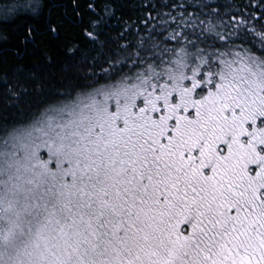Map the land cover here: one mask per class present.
<instances>
[{"label":"snow or ice","instance_id":"6c2138e0","mask_svg":"<svg viewBox=\"0 0 264 264\" xmlns=\"http://www.w3.org/2000/svg\"><path fill=\"white\" fill-rule=\"evenodd\" d=\"M68 5L11 49L64 33L66 83L0 115V264H264V0Z\"/></svg>","mask_w":264,"mask_h":264},{"label":"trees","instance_id":"16d2710c","mask_svg":"<svg viewBox=\"0 0 264 264\" xmlns=\"http://www.w3.org/2000/svg\"><path fill=\"white\" fill-rule=\"evenodd\" d=\"M55 5H68V0H52ZM168 2L180 3L181 0H168ZM27 0H0V34L12 37L11 45L0 40V59L4 61L0 65V115L6 111L9 115H15L18 118H23L27 113L36 107L38 101L51 100L56 93L62 91L65 86V64L66 56L63 52V47L66 43L64 33L60 40H52L46 46L31 50L25 53L24 61L16 60L11 49H14L18 42L15 39L17 35L22 33L26 26L32 24L33 21L27 15L24 5ZM70 7V5H68ZM46 15H51L53 18L56 14L63 11L62 7H52L50 10L46 9ZM14 19H5V14ZM75 35V33H73ZM109 36L115 38L116 33L111 32ZM71 38V37H69ZM23 63L28 67L35 66L37 74L35 79L21 81L19 84L13 78H9L8 84L13 87L26 86L27 93L21 92L19 101H13L8 98V93L4 87L3 73L9 67ZM7 105H12L7 108Z\"/></svg>","mask_w":264,"mask_h":264}]
</instances>
